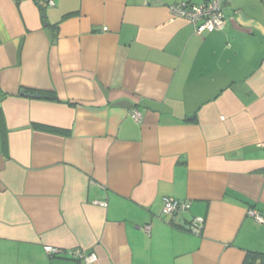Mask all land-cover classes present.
I'll return each mask as SVG.
<instances>
[{
    "label": "crops",
    "instance_id": "1",
    "mask_svg": "<svg viewBox=\"0 0 264 264\" xmlns=\"http://www.w3.org/2000/svg\"><path fill=\"white\" fill-rule=\"evenodd\" d=\"M181 1L208 0H0V264H81L45 245L94 264L264 256L247 214L264 215V0L200 34Z\"/></svg>",
    "mask_w": 264,
    "mask_h": 264
},
{
    "label": "built area",
    "instance_id": "2",
    "mask_svg": "<svg viewBox=\"0 0 264 264\" xmlns=\"http://www.w3.org/2000/svg\"><path fill=\"white\" fill-rule=\"evenodd\" d=\"M230 0H208L201 3H193L190 1H181L170 5L172 14L176 17H183L192 23L197 34L202 32H212L222 30L227 22L224 13V6ZM34 2H43L46 6H53L54 0H34ZM106 29V28H103ZM130 115L135 122H140L142 114L137 109H132ZM101 206H106V201H94ZM190 203L187 200H179L171 196H163L161 198V213L179 218L177 226L182 230H187L193 234H200L203 220L201 218H192L189 224H185L182 213L188 210ZM247 214L255 221L264 223V215L256 210L249 208ZM179 216V217H178ZM148 228V226H146ZM44 251L50 256L63 255L68 258L76 259L81 264H94L97 256L94 252L79 247L62 249L52 245H45Z\"/></svg>",
    "mask_w": 264,
    "mask_h": 264
},
{
    "label": "trees",
    "instance_id": "3",
    "mask_svg": "<svg viewBox=\"0 0 264 264\" xmlns=\"http://www.w3.org/2000/svg\"><path fill=\"white\" fill-rule=\"evenodd\" d=\"M47 97L52 98V99L56 98L55 95H53V94H49V95H47ZM45 129H47V128H45ZM3 138H4V132H3ZM244 264H264V256L261 257L258 254L250 253L247 256V259L245 260Z\"/></svg>",
    "mask_w": 264,
    "mask_h": 264
},
{
    "label": "water",
    "instance_id": "4",
    "mask_svg": "<svg viewBox=\"0 0 264 264\" xmlns=\"http://www.w3.org/2000/svg\"><path fill=\"white\" fill-rule=\"evenodd\" d=\"M20 94L22 95H30L29 93H25L23 90H20ZM33 97H39V94H32Z\"/></svg>",
    "mask_w": 264,
    "mask_h": 264
}]
</instances>
